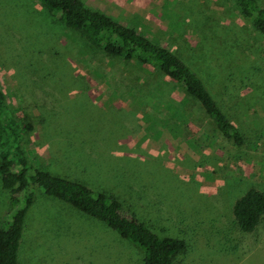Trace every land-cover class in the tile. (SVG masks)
Wrapping results in <instances>:
<instances>
[{
    "label": "rangeland",
    "instance_id": "rangeland-1",
    "mask_svg": "<svg viewBox=\"0 0 264 264\" xmlns=\"http://www.w3.org/2000/svg\"><path fill=\"white\" fill-rule=\"evenodd\" d=\"M82 1L178 53L245 143L224 137L159 69L109 56L39 0H0V85L16 118L34 125L27 156L185 239L174 264L253 260L264 221L245 233L233 207L250 187L264 192V32L237 0ZM36 192L22 264H143L142 250L104 222ZM9 211L0 180V227Z\"/></svg>",
    "mask_w": 264,
    "mask_h": 264
},
{
    "label": "trees",
    "instance_id": "trees-1",
    "mask_svg": "<svg viewBox=\"0 0 264 264\" xmlns=\"http://www.w3.org/2000/svg\"><path fill=\"white\" fill-rule=\"evenodd\" d=\"M39 1L50 12L58 13L61 22L82 32L109 56L159 69L198 101L224 137L239 146L245 143L239 126L230 119L205 80L178 53L82 0ZM237 2L254 26L264 32V6L260 1ZM33 129L31 122L16 118L0 85V180L10 209L0 227V264H22L26 221L36 202L38 188L82 214L104 222L142 250L143 264H174L187 248L185 239L158 234L107 191L95 190L82 181L37 166L24 149V141ZM233 212L243 232L255 233L264 221V192L250 187L236 200Z\"/></svg>",
    "mask_w": 264,
    "mask_h": 264
},
{
    "label": "crops",
    "instance_id": "crops-1",
    "mask_svg": "<svg viewBox=\"0 0 264 264\" xmlns=\"http://www.w3.org/2000/svg\"><path fill=\"white\" fill-rule=\"evenodd\" d=\"M254 252L253 260L251 257H247L244 260L245 264H264V241L254 248Z\"/></svg>",
    "mask_w": 264,
    "mask_h": 264
}]
</instances>
